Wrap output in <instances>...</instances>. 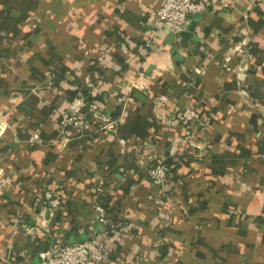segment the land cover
Wrapping results in <instances>:
<instances>
[{
  "label": "crops",
  "instance_id": "1",
  "mask_svg": "<svg viewBox=\"0 0 264 264\" xmlns=\"http://www.w3.org/2000/svg\"><path fill=\"white\" fill-rule=\"evenodd\" d=\"M203 1L148 47L162 0H0V264L89 237L99 193L118 221L105 264H264V0ZM85 78L114 132L61 131ZM159 152L176 161L163 197L145 173ZM45 188L67 196L57 209L32 208Z\"/></svg>",
  "mask_w": 264,
  "mask_h": 264
},
{
  "label": "built area",
  "instance_id": "2",
  "mask_svg": "<svg viewBox=\"0 0 264 264\" xmlns=\"http://www.w3.org/2000/svg\"><path fill=\"white\" fill-rule=\"evenodd\" d=\"M208 2L203 0H162L158 8L150 17L149 33L146 38V46L153 47L161 35L162 25H167L178 35L185 30L186 25L193 13L202 11ZM178 38V37H177ZM179 39V38H178ZM90 86V79L85 78L78 92L67 99V107L59 120L61 131L76 129L79 135L98 130L100 128L114 132V122L103 113V104L100 101H88L83 89ZM144 88L145 84H139ZM57 91L55 83L51 85ZM101 117V123L95 120ZM174 118L184 128V139L193 143L190 124L199 120L198 112L193 108H183L177 111ZM196 145V144H195ZM169 158L165 152L153 154L145 168L146 176L152 184L153 190L163 197L167 192L165 185L170 181ZM55 188H45L33 195L32 208L57 209L65 200L63 194H59ZM105 193H99L94 205V221L88 226L89 237L84 240L71 242L61 238H52L47 246L37 252L34 261L27 260L24 264H105L109 260L113 247L108 242L109 232L117 228L118 221L110 216V210L106 206ZM166 216V215H165ZM34 231L48 235L45 228L35 225Z\"/></svg>",
  "mask_w": 264,
  "mask_h": 264
},
{
  "label": "rangeland",
  "instance_id": "3",
  "mask_svg": "<svg viewBox=\"0 0 264 264\" xmlns=\"http://www.w3.org/2000/svg\"><path fill=\"white\" fill-rule=\"evenodd\" d=\"M53 83H55V80L52 78V77H45L44 79H42V81H40V83H38L37 85H35L36 87H45V86H49L50 88H52L51 87V85H53ZM55 85H56V88L57 87H59V84H57V83H55ZM58 89V88H57ZM12 96H15L14 98H18V99H21V98H23L24 99V97H26V94L24 93V94H22V93H17V95L16 94H14V95H12ZM67 99L68 98H66V99H64V102L63 101H61L63 104H61V102L59 103V105H57V111H58V114H59V120L61 119V117H62V113H64L65 112V110H66V107H67V105H66V101H67ZM21 101V100H20ZM16 102H12L11 104H15ZM18 103V102H17ZM48 103H46V105H47ZM11 108V107H10ZM10 108H7V109H3L1 112H0V118L1 119H7V118H10V114L12 113L11 111H12V109H10ZM11 110V111H10ZM47 110H52V108H49V107H47ZM11 112V113H10ZM19 120L21 119V118H18ZM37 136L38 135V133H36V134H34V136Z\"/></svg>",
  "mask_w": 264,
  "mask_h": 264
},
{
  "label": "trees",
  "instance_id": "4",
  "mask_svg": "<svg viewBox=\"0 0 264 264\" xmlns=\"http://www.w3.org/2000/svg\"><path fill=\"white\" fill-rule=\"evenodd\" d=\"M88 71H90V70L88 69ZM100 73H103V72H101V70H100ZM78 90H79V86L78 87L76 86L73 88H71V87L67 88L66 89L67 97L68 98L73 97L78 92ZM83 93L86 96V99L88 101H101V97L99 95H95V93L93 91H91V86L86 88L84 85ZM175 162L176 161L170 162L169 158L167 159V163L170 166V175L172 174L171 170H173V172H174V170L176 169V163ZM48 243H49V240H47V242L44 244V246H42L40 249L45 248Z\"/></svg>",
  "mask_w": 264,
  "mask_h": 264
}]
</instances>
